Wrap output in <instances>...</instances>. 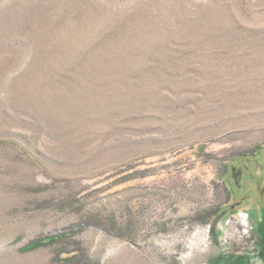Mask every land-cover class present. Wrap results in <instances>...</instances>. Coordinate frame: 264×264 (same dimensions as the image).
<instances>
[{
	"label": "rangeland",
	"instance_id": "1",
	"mask_svg": "<svg viewBox=\"0 0 264 264\" xmlns=\"http://www.w3.org/2000/svg\"><path fill=\"white\" fill-rule=\"evenodd\" d=\"M243 254L264 264V0H0V264Z\"/></svg>",
	"mask_w": 264,
	"mask_h": 264
},
{
	"label": "trees",
	"instance_id": "2",
	"mask_svg": "<svg viewBox=\"0 0 264 264\" xmlns=\"http://www.w3.org/2000/svg\"><path fill=\"white\" fill-rule=\"evenodd\" d=\"M261 148L262 147L257 148V149H261ZM257 149H255L254 151H256ZM233 158H235V157H233ZM233 158H231V159H233ZM63 237H64V235L63 236H61V235L51 236V237H48V238H46L44 240H41L39 242H36V243H33V244L29 245L28 247H26V249H30V248L33 249V248H36L38 246L45 245L46 243L54 242V241H56L58 239H61ZM255 244H254V246H255ZM254 254L256 255V252ZM245 255L246 254H243V255H240V256H236L234 258L226 257L225 260H223V262L220 263V264H252L251 258H249L248 256H245ZM258 261L261 264L262 260L260 258H258Z\"/></svg>",
	"mask_w": 264,
	"mask_h": 264
}]
</instances>
